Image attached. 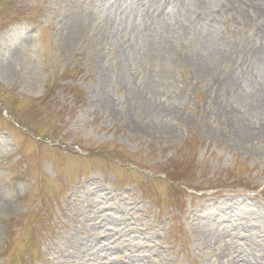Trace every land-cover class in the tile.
Returning a JSON list of instances; mask_svg holds the SVG:
<instances>
[{
  "label": "rangeland",
  "instance_id": "1",
  "mask_svg": "<svg viewBox=\"0 0 264 264\" xmlns=\"http://www.w3.org/2000/svg\"><path fill=\"white\" fill-rule=\"evenodd\" d=\"M115 1L0 0V264H66L76 234L98 232L74 217L116 214L117 193L141 205L134 233L113 227L122 240L95 243L92 264H264V105L229 92L259 25L221 16L204 69L184 33L127 59ZM121 1L142 17L151 0ZM233 196L249 201L245 237L204 243L225 224L201 227L203 204Z\"/></svg>",
  "mask_w": 264,
  "mask_h": 264
},
{
  "label": "bare ground",
  "instance_id": "2",
  "mask_svg": "<svg viewBox=\"0 0 264 264\" xmlns=\"http://www.w3.org/2000/svg\"><path fill=\"white\" fill-rule=\"evenodd\" d=\"M100 3H103V0H97V3L94 4L96 9ZM112 4L114 11L122 13L124 17L121 25L114 23V32L121 48L127 55V59L128 57L135 58L144 49L162 48L163 50L165 43L170 42L173 35L184 33L201 40L202 48L207 51L205 55H202L203 59L199 64L201 65L200 68L204 69L209 61L219 60L222 51H224L222 47L224 39L217 32L216 27L221 16L228 11L232 12L236 17L235 19L240 23L246 24L256 21L259 25L258 32L264 37V0H151L142 17L137 11L138 5L131 9L128 4L124 5L121 0ZM254 48L256 49L255 55L252 59H247L242 63L239 69L237 68L235 74L231 75L229 82V92L232 98L245 99L246 97L252 104L251 108L264 105V43L256 45ZM110 100L109 98L105 100L109 106L113 105ZM261 134L264 135V132ZM115 196L119 201L116 214H101L99 210L92 209L87 215L85 210L80 209L79 214L74 217L75 226L89 225L95 227L98 232L88 237H82L78 232L74 237L75 241L70 246L71 250L67 249L63 252L66 259L64 263L92 264L96 255L93 252L95 243L106 244L110 250L116 242L119 243L122 240L116 238L115 233L112 232L113 227L122 226L127 236L134 233L131 229L132 226L125 221L124 217L130 212L140 209L141 205L127 197L122 198L119 193ZM247 203H249L248 199L240 196L222 198L215 201L214 206L204 203L203 208H201L203 213L200 212L204 219L203 222H200L201 227H211V224L216 221L225 224V226L223 230L209 234L201 240L204 243H212L215 239L221 241L225 238L238 237L240 231L244 232L245 237V233L248 231L247 223L239 213L244 209L243 205ZM120 204H124L126 207L125 212ZM254 214L251 213L248 218H254ZM103 221H106V224H102ZM99 227L107 228L100 232ZM152 238H148L151 243ZM245 239L247 242L250 241V239ZM103 248L105 247L101 246V250ZM149 253H156V249L152 247ZM228 255L229 264H245L236 251H232ZM96 259L101 260L100 257Z\"/></svg>",
  "mask_w": 264,
  "mask_h": 264
}]
</instances>
